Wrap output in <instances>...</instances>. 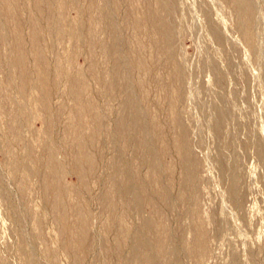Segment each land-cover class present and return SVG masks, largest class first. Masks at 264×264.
<instances>
[{
  "label": "rangeland",
  "instance_id": "rangeland-1",
  "mask_svg": "<svg viewBox=\"0 0 264 264\" xmlns=\"http://www.w3.org/2000/svg\"><path fill=\"white\" fill-rule=\"evenodd\" d=\"M148 5L159 12L169 27L175 54L172 62L160 35L158 39L155 37L158 43L143 50L135 41L131 25L136 20L135 10L143 12ZM69 6L63 30L43 32V37L50 47L51 75L56 71L51 66L57 61L63 64L59 70L66 76L81 69L90 84L89 96L96 103L93 112L87 107L88 112L76 117L97 140L94 152L98 167L88 175L89 186L81 184L73 163L64 160L65 183L81 192L93 215L89 237L95 242L84 264H116L112 254L115 233L106 228L105 192L114 171L113 163L123 156L126 162L122 169L130 174L137 169L138 183L141 177L153 173L151 167L130 163L137 151L135 132L127 128L121 134L116 133L118 120L123 116L131 124L141 118L148 144L141 157L151 159V148L159 146L153 132V113L158 114L166 132L170 131L171 120L168 93L159 88L157 81L173 85L174 66L183 75L179 82L182 95L179 113L198 168L196 186L190 188L184 187V172L177 164L175 151L155 163L165 176V185L171 184L167 182L169 172L165 169L168 162L173 163L175 174L169 208L165 210L170 248L178 249L179 242L181 264H197L186 249L193 239L187 210L191 200L199 203L200 218L209 237V253L198 264H264V0H95L93 4L91 0H73ZM247 7L252 13L251 42L243 35ZM104 13L109 14V21L101 20ZM94 18L96 21L92 23ZM4 22L0 12V28ZM96 25L101 44L114 45L111 60L100 53L101 48L95 56L90 52L92 29ZM156 26L153 24L152 28L158 31ZM0 45V264H55L47 246L58 250L60 264H71L63 249L58 248V228L53 212L46 208L41 167L46 165L44 148L59 145V137L72 118L69 111L75 100L65 91L66 81L62 78L51 97V117L54 114L58 121L52 136L48 132L47 114L39 103L40 91L33 88L24 94L17 87L14 72L8 66L10 43ZM92 61L100 80L90 72ZM145 63L157 70L149 78V91L138 84V67ZM115 69L117 75H113ZM109 75L115 77L111 79ZM111 80L114 88L108 96L104 88ZM4 92L13 98L5 102ZM13 125L21 128L19 140L12 132ZM30 151L36 158L31 159ZM58 154L64 157V150ZM123 192L118 187L116 198ZM183 192L187 197L184 202L180 199ZM125 210L153 263L162 264L156 257L154 233L146 225L152 216L151 209L129 194ZM132 240H124L119 264L132 263ZM175 260L172 255L171 264H177Z\"/></svg>",
  "mask_w": 264,
  "mask_h": 264
},
{
  "label": "bare ground",
  "instance_id": "bare-ground-1",
  "mask_svg": "<svg viewBox=\"0 0 264 264\" xmlns=\"http://www.w3.org/2000/svg\"><path fill=\"white\" fill-rule=\"evenodd\" d=\"M28 1L31 5L27 4ZM28 1L0 0V12L5 19L4 24L0 28V44L4 42L10 43L8 66L11 67L14 72L13 79H15L17 82L16 84H18V86H16L20 88L24 94H27L29 90L33 88L40 91L39 103L47 114L48 132H51L52 136L54 135V126L58 121L57 118L54 117V114L51 117V113H53L51 97L53 91L58 87V84L61 83L60 81L62 78L66 81L65 91L75 100V106L69 111V114L71 112L70 117L73 119L71 118L69 120L65 132H62V137H59V145L44 148L43 155L46 157V165L41 167V187L47 205L46 208L53 212L54 220L58 228V248L63 249L65 256H67L71 264H84L95 242H92L89 237V228H91L90 225L93 215L81 192L65 183L64 175L67 170L64 160H69L73 163V170L79 174L81 184L86 188L89 180V173L93 170H97L98 167L96 153L94 152L95 147H97V140L94 133H87L84 130V124L78 121L76 117L81 113L88 112L87 107L93 112L96 109V103L93 98L89 96L90 84L87 76L81 69H77L74 75L68 74L66 76V74H62L61 70H59L62 68L63 64L57 61L54 66H51L56 70L55 73L51 75L50 72L51 68L49 66L51 63L48 59V50L50 47L45 42V37H43L45 34H43V32L46 33L49 31L52 34L63 30V25H66L64 23L67 21H65V11L73 0H31V3L30 0ZM94 1L95 0H91L92 4ZM135 12L137 14L136 20L131 24L136 33L135 41L143 50L151 43H158L156 38L158 39L160 35L164 49L167 50L168 58L172 62L175 57L172 37L169 27L162 21L159 12L154 10L152 5H148V9L143 12L140 10H135ZM244 16L245 28L243 30V35L247 42H251L252 13L249 7H247ZM105 19L109 21V14L104 13L101 16V20ZM95 21L96 18L92 20V23ZM108 24L109 23H107V26ZM153 24L157 25L158 31L152 28ZM92 30L90 45L91 54L95 56L98 48H101L100 50L102 52H100V50L99 52L103 53L105 57L111 60L114 45H109L105 42L101 44L98 37L100 34L98 33L97 25ZM50 33L49 35H51ZM138 68L140 71V74L138 73V84L142 89L146 90L150 80L149 78H151L157 70L155 71V67H148L146 63L145 65H139ZM90 72L95 79L100 80V75L94 61L90 64ZM112 74L113 73H111V75ZM111 75H109V78H111ZM113 75H117L116 69ZM172 78L173 85H168L163 80L157 78V85L159 88L168 93V107L171 113V120L170 124L168 123L170 131L166 132L163 125L158 121V114L153 113L155 125L153 132L156 142H159V146L157 148H151V159H144L141 157L143 148L148 145L141 118L138 117L131 124L125 120L123 116H120L118 120L116 133L121 134L127 128H131L135 132L134 143L137 151L134 157L129 159L130 163L133 165L139 162L143 167L145 165L151 167L153 173L150 176L146 175L141 177L138 183V181H135L136 176L138 177L137 169H135V172L131 171V174L129 171H124L122 169L123 163L126 162L123 156L113 163L114 171L108 178L109 186L106 188L107 190L105 192L108 201L106 228L108 232L112 231L115 233V246L112 254H114L116 258L114 259L116 264H119L118 257L122 250L123 242L130 238L133 239L131 247L134 255L131 264H154L152 256L143 247L142 243L137 238L134 228L129 222L128 214L125 210V201L129 194L135 196L142 206H148L152 211V216L146 221V225L151 232L154 233L153 240L156 257L161 260L162 264H171L170 257L174 255L175 261H177L176 263L181 264L179 255L182 249L179 242H177L178 249L170 248L168 241L169 229L165 217V210L169 208L168 198L170 193H172L170 186L174 184L175 181V174L172 173L173 163L168 162L166 166L164 165L166 171L169 172L167 182H171L170 185L164 184L165 176L155 167V163L158 159L163 157L165 160V156L170 155L171 151H175L177 155V164L184 172V187L192 188L195 187L197 183L198 161L190 152V146L186 138L187 128L179 113V104L182 101L179 82L181 83L183 75L182 71L177 66H174L172 69ZM11 87H9V89ZM148 87H150V85ZM113 88L114 84L111 80L108 86L104 88L105 91H103L106 95L110 96ZM1 89L2 88H0V90ZM147 91L149 90L147 89ZM12 98L11 94L9 95L6 93L4 95L5 102L10 101ZM146 100L148 99L146 98ZM5 102L3 101L2 103ZM15 114L17 117L16 109L13 114L14 119H16ZM58 116H60V114H58ZM11 129L16 140H19L21 128L17 127V125H13ZM56 133L55 131V134ZM59 134L60 133L57 135L59 136ZM62 150H64V157H60L58 154ZM30 153L31 159L36 158L33 156V152L30 151ZM18 160L19 159H17L16 164H19ZM130 182H132V185H130ZM118 187L123 188L124 192L116 198L115 195L117 194ZM194 198H197V196ZM180 199L183 202L187 199L185 192L181 193ZM145 200L148 202H145ZM197 203L196 201L192 202L190 200V206L187 209L188 215L191 217L190 226L193 239L190 245L186 246V249L190 251L198 264L203 261L209 253V237L206 226L201 221L199 203ZM41 223L39 219V223L37 224L38 229H40ZM112 224H116L114 230ZM39 233L42 235L40 230ZM47 247V252L54 260L55 264H60V257H58L57 253L58 250L50 246Z\"/></svg>",
  "mask_w": 264,
  "mask_h": 264
}]
</instances>
